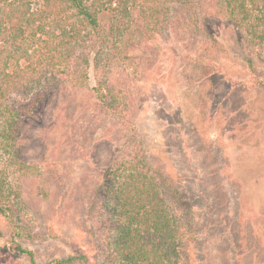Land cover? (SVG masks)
<instances>
[{
	"label": "trees",
	"instance_id": "1",
	"mask_svg": "<svg viewBox=\"0 0 264 264\" xmlns=\"http://www.w3.org/2000/svg\"><path fill=\"white\" fill-rule=\"evenodd\" d=\"M36 1L40 8L34 11ZM104 15L111 20L104 21ZM226 20L232 26L234 50L217 37V27ZM164 36L182 46L183 59L199 71L202 81L215 74L225 77L224 66L217 73L219 62L236 50L264 92V78L259 80L264 63V0H0V106L11 101L2 111L7 117L0 138L12 148L29 146L28 154L39 148L30 164L41 190L25 199L22 186L8 197L0 187L8 252L36 264L34 252L18 240L34 244L39 234L41 239L50 236L53 229L41 226L56 216L57 202L70 196L75 203L67 206L84 216L82 226L91 238L94 256L91 260L73 249L42 264H198L194 255L204 264H220L210 255L209 236L222 238L224 250L231 253L230 264L242 262L246 239L253 233L248 228L252 218L242 209L243 185L231 178L229 167L210 169L206 163L200 190H186L157 170L138 135H123V146L115 149L110 165L77 203L73 189L63 191L59 186L65 175L47 159L53 132L48 125L57 119H52L54 109L74 111L81 100L83 112L69 125L75 127V135L69 136L72 144L89 146L91 109L98 116L117 118L125 128L132 126L136 133L132 123L140 93L131 81L147 71L141 69L142 63L154 65L156 58L146 51L155 56L156 40ZM28 43L32 51L23 48ZM60 60L72 65V76L63 83L61 74L67 76L69 71L58 68ZM60 99L73 100L63 104ZM222 162L227 164L224 158Z\"/></svg>",
	"mask_w": 264,
	"mask_h": 264
},
{
	"label": "rangeland",
	"instance_id": "2",
	"mask_svg": "<svg viewBox=\"0 0 264 264\" xmlns=\"http://www.w3.org/2000/svg\"><path fill=\"white\" fill-rule=\"evenodd\" d=\"M39 8L40 2H34L32 9L36 11ZM103 20L111 19L104 15ZM50 25L53 26V22ZM217 31L219 40L233 49L232 26L228 20L219 25ZM171 41L168 36L158 38L157 54L154 56L146 51L156 58V62L152 66L142 63L141 69L147 71L137 73V78L131 81L140 93L139 111L132 123L136 133H132V126L125 128L117 118L98 116V112L91 109L88 113L94 128L86 131L89 146L82 149L78 144H72L69 136L75 135V127L72 129L69 125L83 112L79 105L84 102L81 100L75 103L78 105L74 111L73 108L54 109L52 119H57L48 125L53 132L47 159L57 167L61 176L62 173L65 175L59 186L63 191L73 189L77 203L81 201L84 190L94 184V179L100 178V174L110 165L115 149L123 146V135H138L153 156L157 170L165 177L173 178L186 190H200L199 183L205 175L206 163L210 169L229 167L231 178L243 185L242 209L246 217L252 218L248 221V228L253 233L246 239L244 250L247 252L240 264H264V92L258 89L255 72L246 68L236 50L219 62L217 73L224 66L222 72L226 70L225 77L215 74L202 81L199 71L183 59L185 51L182 46ZM23 48L33 50L29 43L24 44ZM24 64L21 60L20 65ZM67 65L63 60L58 65L60 70L69 71L67 76L61 74L62 83L72 76V65ZM261 67L262 77L259 80L264 78V63ZM89 72L93 76L92 70ZM13 100L22 101L18 96H14ZM66 100L69 103L73 99H60V102L64 104ZM10 102L0 106V127L7 117V112L2 114V111L4 113L5 106H10ZM62 118L72 120L65 125ZM125 125L128 126V123ZM26 149L25 146L12 148L9 142L0 138V187L7 197L19 186L24 187L25 199L34 198L41 192L40 180L34 179L30 164V158L36 153L38 155L39 148L30 154ZM223 158L228 165L226 162L222 165ZM70 198L67 196L66 202L62 203L59 200L55 206L56 216L41 226L44 230L52 228L51 235L54 237L49 234L41 239L39 234L34 244L18 240L24 248L34 252L36 264L68 255L73 249L85 252L92 260L91 238L82 226L84 216L67 206V202L75 203L72 201L75 197ZM8 215L11 216V213L8 212ZM14 219L13 225L17 223ZM6 221L0 218V264H29L26 257L13 255L5 247L8 241ZM206 244L208 249H212L210 255L215 263L230 264L231 253L224 250L222 238L209 236ZM195 259L198 264H204L197 255H194Z\"/></svg>",
	"mask_w": 264,
	"mask_h": 264
}]
</instances>
